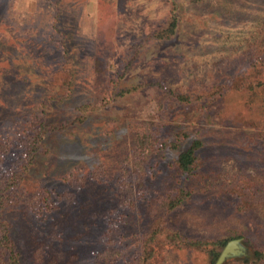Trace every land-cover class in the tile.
Segmentation results:
<instances>
[{"label":"rangeland","instance_id":"374dc122","mask_svg":"<svg viewBox=\"0 0 264 264\" xmlns=\"http://www.w3.org/2000/svg\"><path fill=\"white\" fill-rule=\"evenodd\" d=\"M232 239L264 264V0H0V264Z\"/></svg>","mask_w":264,"mask_h":264},{"label":"trees","instance_id":"16d2710c","mask_svg":"<svg viewBox=\"0 0 264 264\" xmlns=\"http://www.w3.org/2000/svg\"><path fill=\"white\" fill-rule=\"evenodd\" d=\"M193 151H194V149L191 148V150H186L180 154L179 159H178V163H179V166L181 169L187 170L190 167L191 162H192V157H193ZM226 243L227 242H221L220 251H217L216 253H214L213 258L215 260H217V258L219 257V255H220L222 249L224 248V246L226 245Z\"/></svg>","mask_w":264,"mask_h":264},{"label":"water","instance_id":"95a60500","mask_svg":"<svg viewBox=\"0 0 264 264\" xmlns=\"http://www.w3.org/2000/svg\"><path fill=\"white\" fill-rule=\"evenodd\" d=\"M239 248H242L237 239L229 240L222 249L219 257L217 258V264L223 261L226 257L238 253Z\"/></svg>","mask_w":264,"mask_h":264}]
</instances>
